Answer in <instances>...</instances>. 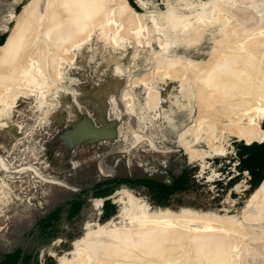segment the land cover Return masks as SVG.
<instances>
[{
  "label": "rangeland",
  "instance_id": "374dc122",
  "mask_svg": "<svg viewBox=\"0 0 264 264\" xmlns=\"http://www.w3.org/2000/svg\"><path fill=\"white\" fill-rule=\"evenodd\" d=\"M35 1L0 0V55L18 39L17 52L0 62V264L68 261L91 232L120 227L146 205L206 214L200 222L212 227L201 232L227 237L230 264H264V203L247 211L264 184V140L247 141L246 126L213 132L211 108L196 91L211 84L195 73L242 31L264 38V0H109L112 31L84 42L63 20L64 41L55 44L44 33L33 40L32 27L19 35ZM170 10L185 24L175 29ZM31 64L43 68V82L30 75ZM185 79L192 81L184 91ZM82 120L100 133L84 142L62 137ZM219 219L244 228L228 230Z\"/></svg>",
  "mask_w": 264,
  "mask_h": 264
},
{
  "label": "bare ground",
  "instance_id": "6f19581e",
  "mask_svg": "<svg viewBox=\"0 0 264 264\" xmlns=\"http://www.w3.org/2000/svg\"><path fill=\"white\" fill-rule=\"evenodd\" d=\"M109 4H110L109 0H36L35 5L33 6L35 8H33L34 10L31 12V13H35V18L31 16L32 15L31 13H29L22 19V22L19 25V35L25 33L28 27H32L33 31H35L34 32L35 36L32 37L34 38L33 40H36L37 42L38 39L44 37L45 34L47 36V40L52 44H55L56 42L63 40L62 37L64 35H62V30L60 29V25L63 20L64 21L66 20L69 22V24L71 23L73 25L74 34L79 35L81 39L84 40V42L85 41L87 42L88 40L90 41L95 33L103 32V31H104L103 33H105V30L112 31V29L114 28L116 24L115 19L117 18L114 17L115 18L114 19L113 17H111L112 15L110 16V13H112L113 11H110ZM212 6L213 5L211 2L204 4L203 7L204 13L202 15L203 17L209 18L211 16L209 14V9ZM169 14L171 15L170 18H172L173 20V25H174L173 27H175V29L178 27L179 24H185L183 22L182 23L179 22L180 19L182 18V15L179 12L175 10H170ZM45 17L46 19H44ZM185 26H187V24ZM198 29L199 31L198 30L197 31L201 32L200 31L201 26L198 27ZM33 31L31 33H33ZM209 32L210 34H213V32L211 31ZM201 33L202 34L200 37H203L206 31ZM252 33H253L252 30L251 33H248L247 31L245 32L242 31L241 37L239 39L237 40L234 39L235 41H231V42L228 39V41L230 42V43L228 42L229 43L228 48L226 46H225L226 48L223 49L220 48V51L219 52L217 51L216 55L204 65L196 66V67L194 66L196 69L195 73L197 74V78L201 81L205 79L208 83L211 84L210 85L211 87H208L209 89H211V91L205 88L203 91L202 89L203 86H201V84L199 86H201L202 90L196 89V91L201 97V101H203L208 106V109L211 108V112L208 118L209 119L208 124L213 132H215L218 129L220 130L231 129V130L239 131L240 128L242 129L243 126H246L242 131L247 130L246 133L248 132L247 133L248 136L244 135L245 139L248 138L247 141L248 140L252 141L254 139L257 140L260 139L262 141L264 140V128L261 127V122L264 119V38L263 36L259 37L256 33L253 34L257 36L253 37L254 35H252ZM100 35L101 34H99L98 36ZM65 37H67V35ZM114 37L116 38V36ZM68 38L69 37H67V39ZM80 44L81 43H79V45H76L75 49L79 50L80 52H83L85 44L84 43H83L84 45L82 44L80 45ZM56 47L58 46L55 45V48ZM7 48L8 49L4 51L2 55H0V62L6 61L11 55L17 52L18 39L14 37L12 44L9 45ZM49 49L50 48L48 45V50ZM45 50L46 52H49L47 51V49ZM213 54L214 53H212V55ZM35 63L33 61L34 65ZM189 63L186 64L188 65V67L191 65V64L189 65ZM34 65L30 66L31 68L28 69L29 72L31 69L34 72V73L30 72V75L34 74L35 75L34 77H36L38 83L43 82V79H45L43 78V76L45 77V75H43L44 70L42 74L40 73L43 68L37 71L36 69L40 68V66L36 68ZM195 73L194 76H196ZM225 75L229 79L227 82ZM31 78H30V83H31ZM190 78L192 79V77ZM221 78L223 79L222 82H220ZM186 81H183L184 91L186 86H189V83L192 80L190 81L188 79ZM185 82L186 84L189 82L188 85H185ZM227 83L229 84V86L226 85ZM224 84L226 86H224ZM34 85L35 83L32 86L34 87ZM109 85L110 84H108V86ZM186 91L187 92L190 91V88L188 87V90ZM190 92H192V90ZM101 94H102L101 92H96L94 93V96L99 97ZM190 94L189 96H191ZM0 101H3L4 103V100H0ZM86 119L87 118H85V120ZM85 120L84 121L82 120V122H78L77 124L72 125L67 131H65L64 135L62 134L63 135L62 137L63 138L65 137L66 140H68L69 142H76L78 140H79L78 142H80L81 140H83L81 142H84V140H88V139L92 140V138L97 136L100 133V131L96 130L98 128H96L95 126L93 127L91 126L93 123L92 121L90 120L85 121ZM211 129L209 130L210 132ZM105 131H107V129H105ZM244 132L242 133L244 134ZM74 144L75 143H71V145H68L66 143V146L68 149H70ZM139 202L140 201H138V204ZM260 203H264V184L259 190L255 191V194L250 198L247 206L248 208L247 211H250L249 208L250 209L256 208V210H258L259 207L257 209V206ZM131 204L133 205V203ZM131 204L129 208H132ZM134 204H135V200H134ZM140 204L144 205L146 203H140ZM145 207H147V205ZM145 207H140V210L139 208H137L139 212L135 208L138 213L136 212L137 214L134 215L132 214V216L130 215L131 217L129 216L127 219L124 218L122 222L119 223L121 224L120 227L116 228L117 223H114L112 221L113 223L101 227L97 232L95 233L91 232L90 233L91 237L89 236L90 238H88V240L85 239L86 241H84V244L87 241L90 242H87L85 244L86 246L82 242V244L85 247L84 246L80 247V250L78 249L79 251L76 252L75 254L76 256L68 261L65 259H60L61 260L60 264H230L231 261H229L227 258V239H226L227 237L224 236L225 237L224 238L223 236H220L221 234H219L218 232H217L218 235H212V236L208 234L211 231L203 230L206 231L207 234L201 232L200 229L201 227H204L206 229H211L207 227H212V225H210L209 223H204L205 221L200 222L203 220H208L207 219L208 216L206 214H202L188 209L182 210L180 214H177L175 212L170 211L169 209L166 210L160 208H156V210L152 212H148L151 210ZM134 208L132 209L134 210ZM127 210L129 209L127 208ZM127 212L128 211L124 213ZM256 214L257 217L258 215L263 216L262 215L263 210L261 214L260 213H256ZM251 215L248 214V216ZM250 218L252 220L253 217L251 216ZM254 218L256 217L254 216ZM180 219H184L182 220L183 224H181L182 221H180ZM256 219H259V217ZM223 220L219 219V223L222 225H226V223L228 225L230 224L229 226L227 225L228 230L241 231L244 228V226H242L241 224L240 226L243 227L242 229L240 226L238 227L236 226L235 228V225H237V223H233L232 220L230 222H225V220L224 221ZM212 232L214 231L212 230ZM246 233L248 234V232ZM242 238L245 239L244 237ZM228 239L231 241V238ZM233 239L231 242H234ZM239 240L241 239L239 238ZM230 241L228 242L230 243Z\"/></svg>",
  "mask_w": 264,
  "mask_h": 264
}]
</instances>
